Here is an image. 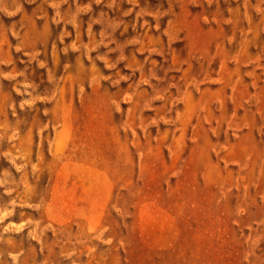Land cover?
Listing matches in <instances>:
<instances>
[{"label":"rangeland","instance_id":"rangeland-1","mask_svg":"<svg viewBox=\"0 0 264 264\" xmlns=\"http://www.w3.org/2000/svg\"><path fill=\"white\" fill-rule=\"evenodd\" d=\"M0 264H264V0H0Z\"/></svg>","mask_w":264,"mask_h":264}]
</instances>
